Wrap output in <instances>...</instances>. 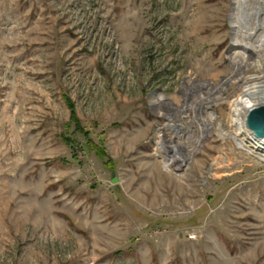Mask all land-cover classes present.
Wrapping results in <instances>:
<instances>
[{"label":"rangeland","instance_id":"rangeland-1","mask_svg":"<svg viewBox=\"0 0 264 264\" xmlns=\"http://www.w3.org/2000/svg\"><path fill=\"white\" fill-rule=\"evenodd\" d=\"M263 17L264 0H0V264H264V158L219 130L264 79Z\"/></svg>","mask_w":264,"mask_h":264},{"label":"bare ground","instance_id":"bare-ground-1","mask_svg":"<svg viewBox=\"0 0 264 264\" xmlns=\"http://www.w3.org/2000/svg\"><path fill=\"white\" fill-rule=\"evenodd\" d=\"M260 26L261 27L264 26V17L262 21L260 22ZM232 28H233L234 37H235V40L233 42V46L235 50L236 47L238 46V40H237L238 32H237L236 23L232 24ZM247 34L250 36L252 35V32L247 31ZM263 47H264V44H262V48ZM247 49L248 51L249 49H251V51H254V52L258 51L259 49H261V44L253 45L251 43L250 44L247 43L246 46L244 47V50L246 51ZM226 79L228 80V78H225L221 84H224L227 81ZM203 85L205 84L200 83V86H203ZM237 88L240 93L234 100L229 102V104L231 105V114L229 116V121L231 125L235 126L236 131L235 133H231L230 131L226 130L224 126L221 125L220 123L219 124L220 134L223 135L224 137L232 138L238 144L239 147H247L249 145L254 146L259 151L257 155H259L261 158H264V139H259V138L254 137L253 134L250 132V130L246 128L245 126V117H246L248 110L255 106L264 105V79H262V76L247 77L243 83L238 85ZM225 98L226 97L223 98L220 95V98L214 97L211 102H216L217 100H223ZM151 102L156 107V105L161 104V103H166L167 101H165V97L163 95L159 96L157 94H154L151 97ZM213 117H214V114L210 112L208 115V118L200 119L201 123L199 124L202 125L203 131H208V133L211 131ZM158 132L159 134H161V130H159ZM203 135L204 133L201 132L200 134H198V136L194 138V141L199 142L200 138L203 137ZM173 150H175V147L168 146V145L163 146L162 150H160L161 151L160 156L163 158L164 166L167 169H170V167H172V163H174V161L168 159V157L170 156L168 155V153H170V151H173ZM192 152H194V150H189L187 152V156L191 155ZM172 158H175V157H172Z\"/></svg>","mask_w":264,"mask_h":264},{"label":"water","instance_id":"water-1","mask_svg":"<svg viewBox=\"0 0 264 264\" xmlns=\"http://www.w3.org/2000/svg\"><path fill=\"white\" fill-rule=\"evenodd\" d=\"M245 126L254 137L264 139V105L255 106L248 110L245 117ZM110 182L117 183L115 172H112Z\"/></svg>","mask_w":264,"mask_h":264},{"label":"trees","instance_id":"trees-1","mask_svg":"<svg viewBox=\"0 0 264 264\" xmlns=\"http://www.w3.org/2000/svg\"><path fill=\"white\" fill-rule=\"evenodd\" d=\"M64 101L66 103V105L68 106V108L70 109V119H71V122H74L75 123V126H76V130L73 133H75L76 131H79L81 132V128L78 124V120L76 118V114H75V111H74V108H73V102L70 100V98L68 96H64ZM84 134L88 135L87 132H85ZM63 142L69 146L70 149H73L75 143H77L76 139L73 138L70 134H62L61 136ZM87 143V148H89L90 150H94L95 153L99 156V158H103L105 156V150L102 146H98V145H95V144H91L90 142H86ZM93 147V148H92Z\"/></svg>","mask_w":264,"mask_h":264}]
</instances>
